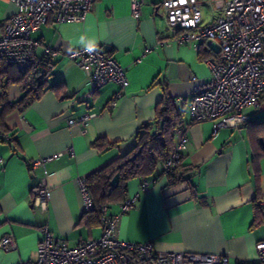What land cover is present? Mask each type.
<instances>
[{"label":"crops","instance_id":"obj_1","mask_svg":"<svg viewBox=\"0 0 264 264\" xmlns=\"http://www.w3.org/2000/svg\"><path fill=\"white\" fill-rule=\"evenodd\" d=\"M161 1L143 0L134 17L131 0H94L83 21L50 20L31 33L37 57H43L45 47L56 52L47 79L52 88L3 116L0 238L12 233L16 248H0V264L34 262L43 227L70 246L102 234L103 225L84 218L79 180L134 146L138 128L155 117L164 94L183 108L180 120L187 147L181 163L186 171L174 182L152 173L144 191L141 179H131L127 198L134 199L132 206L124 212L123 201L106 206V214L117 219L116 236L151 242L161 251L225 254L228 264L256 258V243L264 240V133L259 124L264 119L252 114L263 105L247 108L250 119L240 128L215 131L211 121L192 120L193 87L210 79V63L219 52L205 39L180 40L184 30L169 28ZM13 11L10 1L0 0V30ZM219 14L214 7L206 16L202 13V20ZM85 45L102 46L125 69L129 83L121 95L117 96L118 84L109 82L86 96L85 72L68 56ZM23 94L19 85L10 86L11 102ZM1 109L0 105V113ZM86 112L95 115L85 126L68 123ZM98 139L112 145H94ZM53 154L57 156L45 168L31 167L32 160ZM44 176L50 197L41 209L33 198ZM257 200L262 209L256 216Z\"/></svg>","mask_w":264,"mask_h":264},{"label":"built area","instance_id":"obj_2","mask_svg":"<svg viewBox=\"0 0 264 264\" xmlns=\"http://www.w3.org/2000/svg\"><path fill=\"white\" fill-rule=\"evenodd\" d=\"M14 11L0 30V55L20 72L40 65L56 55L45 47L43 57L35 55L37 42L31 33L48 21H83L94 0H8ZM143 0H131L132 15L137 17ZM201 4H213L220 14L207 22L202 20ZM167 24L172 30H184L180 40L205 39L218 49V59L211 62V77L196 83L191 98V116L194 122L211 121L215 131L223 127L240 128L250 119L249 107L264 105V0H162ZM91 46L93 51L86 50ZM198 48V46H195ZM68 56L85 72L88 79L87 97L101 86L115 82L121 90L128 83L125 69L100 45H85ZM196 80L195 77L192 78ZM95 115L86 112L68 123L86 125ZM177 142L171 155L157 163L153 175L164 174L174 182L175 167L181 152L187 147V131H175ZM10 139L6 133L1 134ZM57 156L53 154L32 160L31 167H42ZM86 210L92 208V200L84 179L79 180ZM150 182L143 178L140 190L148 189ZM50 197L46 176L34 190L33 204L45 209ZM134 199H125L122 211L128 210ZM103 230L97 238L81 240L74 246L55 236L47 227L41 228V238L36 248L34 262L17 264H228V256L218 253L189 251H161L151 242L134 243L116 236L117 219L102 208ZM254 260L242 264H264V240L256 243ZM0 248L9 251L16 248L12 233L0 238Z\"/></svg>","mask_w":264,"mask_h":264},{"label":"trees","instance_id":"obj_3","mask_svg":"<svg viewBox=\"0 0 264 264\" xmlns=\"http://www.w3.org/2000/svg\"><path fill=\"white\" fill-rule=\"evenodd\" d=\"M51 68V60L48 59L38 66L20 72L0 55V105L2 108L0 127L3 129L1 132H6L3 128V116L7 112L16 107L21 108L29 105L46 90L52 88L47 86ZM13 84L19 85L24 94L20 99L11 102L9 89ZM182 113L183 108L177 106L170 96L164 94L156 104L155 117L138 128L134 146L84 179L92 200V208L84 212V218L88 217L86 220L88 223L91 220H97L103 225L102 208L127 199L128 182L134 178L141 180L147 178L153 173L158 162L171 155L175 146V131L182 125L180 120ZM259 124L263 125L261 131L264 133V122ZM255 142L259 143L258 137H255ZM94 145L105 146L107 149L112 144L98 139ZM258 145L260 146V144ZM185 171L186 168L182 165L180 158L175 167V179H180ZM254 207L257 216V213L262 209L258 200L254 202Z\"/></svg>","mask_w":264,"mask_h":264},{"label":"rangeland","instance_id":"obj_4","mask_svg":"<svg viewBox=\"0 0 264 264\" xmlns=\"http://www.w3.org/2000/svg\"><path fill=\"white\" fill-rule=\"evenodd\" d=\"M215 6L213 4H201L200 5V9L202 10L203 15H207L210 11L212 12V9ZM1 20V18H0ZM254 115V119H264V105L261 106L258 110H256L254 112V114H252V116Z\"/></svg>","mask_w":264,"mask_h":264},{"label":"clouds","instance_id":"obj_5","mask_svg":"<svg viewBox=\"0 0 264 264\" xmlns=\"http://www.w3.org/2000/svg\"><path fill=\"white\" fill-rule=\"evenodd\" d=\"M86 50L89 51V52L93 51L91 46L87 47Z\"/></svg>","mask_w":264,"mask_h":264}]
</instances>
